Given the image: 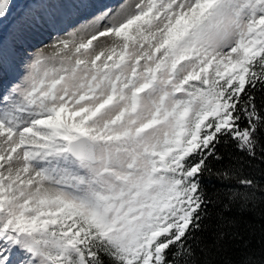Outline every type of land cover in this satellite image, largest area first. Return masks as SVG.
Segmentation results:
<instances>
[{
    "label": "snow or ice",
    "instance_id": "6c2138e0",
    "mask_svg": "<svg viewBox=\"0 0 264 264\" xmlns=\"http://www.w3.org/2000/svg\"><path fill=\"white\" fill-rule=\"evenodd\" d=\"M12 9L0 0V264H213V210L264 201V0Z\"/></svg>",
    "mask_w": 264,
    "mask_h": 264
},
{
    "label": "trees",
    "instance_id": "16d2710c",
    "mask_svg": "<svg viewBox=\"0 0 264 264\" xmlns=\"http://www.w3.org/2000/svg\"><path fill=\"white\" fill-rule=\"evenodd\" d=\"M257 102H261L259 95ZM246 172L258 176L260 169L248 168ZM209 186L223 187L215 180ZM221 215L223 219L219 218ZM206 224L208 230L201 235L203 242L208 245L212 244V233L220 230V225H225L222 229L226 233L225 238L219 247H212L210 250L209 259L213 264H235L245 254H251L257 259L264 255V201L258 202L255 207H241L239 203L233 204L229 209L218 206L213 210L211 221H206Z\"/></svg>",
    "mask_w": 264,
    "mask_h": 264
},
{
    "label": "rangeland",
    "instance_id": "374dc122",
    "mask_svg": "<svg viewBox=\"0 0 264 264\" xmlns=\"http://www.w3.org/2000/svg\"><path fill=\"white\" fill-rule=\"evenodd\" d=\"M105 1H107V0H105ZM112 1H116V0H112ZM25 2H27V0H13V9H12L11 16H16L15 14H17V12H18L19 10H21V8H24V3H25ZM118 2H120V0H117V1L114 2V3H118ZM26 6H27V5H25V7H26ZM19 12H20V11H19ZM57 26L63 28V31H68V30H69L67 27H64L63 24H58ZM75 26H76L75 24L71 25V27H75ZM6 32H7V29H5V33H6ZM61 34H62V33H61ZM50 39H51V36L49 35V36H48L47 38H45V39L34 40V41H32L33 48L36 49V48H40V47H42L43 44H47V43H49ZM18 74H19V72H17V73H8V74H7L8 76H7L6 80H4L3 83H4V84H7L8 81L15 79V78L18 76Z\"/></svg>",
    "mask_w": 264,
    "mask_h": 264
},
{
    "label": "bare ground",
    "instance_id": "6f19581e",
    "mask_svg": "<svg viewBox=\"0 0 264 264\" xmlns=\"http://www.w3.org/2000/svg\"><path fill=\"white\" fill-rule=\"evenodd\" d=\"M20 12H17V14H15V15H18ZM7 74L4 76V78H3V81L2 82H4V80H6V78H7Z\"/></svg>",
    "mask_w": 264,
    "mask_h": 264
}]
</instances>
